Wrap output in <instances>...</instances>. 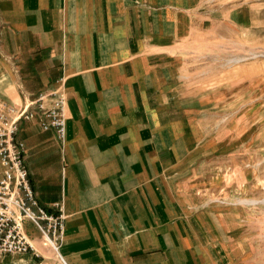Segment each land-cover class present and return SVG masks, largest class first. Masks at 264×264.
Masks as SVG:
<instances>
[{
  "label": "crops",
  "instance_id": "obj_1",
  "mask_svg": "<svg viewBox=\"0 0 264 264\" xmlns=\"http://www.w3.org/2000/svg\"><path fill=\"white\" fill-rule=\"evenodd\" d=\"M199 1L0 0V97L18 105L61 77L67 94L63 142L38 120L18 131L38 201L62 204L61 259L28 224L40 254L0 264H255L177 115Z\"/></svg>",
  "mask_w": 264,
  "mask_h": 264
},
{
  "label": "rangeland",
  "instance_id": "obj_2",
  "mask_svg": "<svg viewBox=\"0 0 264 264\" xmlns=\"http://www.w3.org/2000/svg\"><path fill=\"white\" fill-rule=\"evenodd\" d=\"M199 2L197 42L179 53L187 95L177 115L197 125L213 203L244 224L264 264V0Z\"/></svg>",
  "mask_w": 264,
  "mask_h": 264
},
{
  "label": "built area",
  "instance_id": "obj_3",
  "mask_svg": "<svg viewBox=\"0 0 264 264\" xmlns=\"http://www.w3.org/2000/svg\"><path fill=\"white\" fill-rule=\"evenodd\" d=\"M64 78L21 104L0 97V254L40 252L29 234L28 224L41 235L58 257L65 214L61 202L42 205L32 188L25 161V143L18 137L22 121L38 120L43 130H53L63 142L66 135Z\"/></svg>",
  "mask_w": 264,
  "mask_h": 264
}]
</instances>
